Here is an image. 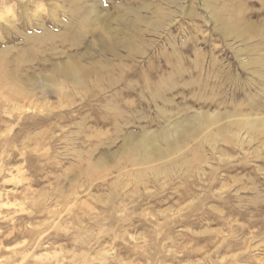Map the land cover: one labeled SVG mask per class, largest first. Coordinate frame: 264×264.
<instances>
[{"label":"rangeland","instance_id":"rangeland-1","mask_svg":"<svg viewBox=\"0 0 264 264\" xmlns=\"http://www.w3.org/2000/svg\"><path fill=\"white\" fill-rule=\"evenodd\" d=\"M2 1L0 264H264V0Z\"/></svg>","mask_w":264,"mask_h":264},{"label":"bare ground","instance_id":"bare-ground-1","mask_svg":"<svg viewBox=\"0 0 264 264\" xmlns=\"http://www.w3.org/2000/svg\"><path fill=\"white\" fill-rule=\"evenodd\" d=\"M18 3H20L21 1H27L28 2V4H34L33 3V1H31V0H16ZM0 3L1 4H3V1L2 0H0ZM26 12H27V14H25V16H24V20H27V21H29V20H31V19H36V20H39V21H36L38 24H34V23H28L27 22V30H31V31H36V30H38V29H41L42 31H43V33H44V36H46L47 37V39H48V41H49V43H50V45L51 46H54L53 47V49L52 50H56V48H57V44L55 43V44H53V42L54 41H56L57 39H58V36H56V35H54V34H52L51 33V31L50 30H48V28H47V25H46V21H45V18H43V16L42 15H40V16H37V13H40L39 11H34V13L33 14H30V12L28 11V9L26 10ZM2 14H0V16H1ZM32 16V17H31ZM1 18H2V16H1ZM3 19V18H2ZM244 20V19H243ZM35 21V20H34ZM245 21V20H244ZM9 22V25H13L14 26V29H16V30H18L17 28H16V25H17V21H15L14 20V22H11V21H8ZM32 22V21H31ZM241 22V21H240ZM244 23V22H243ZM241 24V23H240ZM245 24V23H244ZM24 26V25H23ZM245 26V25H244ZM243 26V27H244ZM248 26H249V24H248ZM245 28V27H244ZM254 28V27H253ZM25 30V29H24ZM242 30H244L243 28H242ZM249 31V30H248ZM253 31V30H252ZM246 33V32H245ZM244 35V34H243ZM28 37V39H31L30 38V36H27ZM41 42H46L45 40H41ZM111 47L113 48V46L111 45ZM109 49H110V47H109ZM109 52H113V51H111V50H108ZM59 55L61 54V50L59 51V53H58ZM45 61V60H44ZM51 74L53 75V76H51V78H47V81H48V84L50 83V85L54 88V87H62V86H64V81H66V80H70L71 82H73V83H75V84H80V83H82L83 82V80H84V78H86L88 75H87V70H86V68L85 67H83V66H81V65H79L78 63H76V62H73V59H70V60H68L67 61V63H62V64H58V65H54V67L51 69ZM66 74H68L69 76H70V78H67L66 77ZM2 78V77H1ZM88 78V77H87ZM64 80V81H63ZM95 80H96V82H101V79L99 78V77H97V75L95 76ZM109 84H111V85H114L115 84V81H111ZM60 90V92H61V89H59ZM31 97L29 96V95H23L22 94V96H19V97H14L13 98V101H16V102H14V104L15 105H17V104H19V103H21V102H23V100L24 101H29V99H30ZM26 105V104H25ZM199 116V115H198ZM202 118V117H201ZM208 119V118H207ZM207 119H205V120H207ZM246 119V118H245ZM210 121H208V122H210L209 123V125H208V123H207V127H205V129L203 130H201V128L202 127H200L199 126V124L197 125V124H194V125H191L192 123H189L188 125H185V126H180L179 127V124H176L177 125V128H173L172 130V132L170 133V135L168 134V135H166L165 137H163V136H160V139H162L163 141H166V139H168L167 137L168 136H174V138L177 140V143H176V145H178L181 141H182V139H183V135H184V133H185V135H187V134H189V135H191L192 136V140H195L198 136H199V133L201 132V131H205V134L204 135H207L208 133H210L209 132V128H212V127H214V129L216 130V132H221L224 128H225V126L226 125H235L236 127H238V128H243L244 129V127H246V126H249V127H251V129H252V132H254L253 131V128H259V127H263L264 128V122H262V120H261V123H258V121L257 122H252L251 121V123H248L247 124V122H245V121H242V120H240V121H236V120H232V121H228V122H219V121H215V123H213L212 121H211V119H209ZM212 122V123H211ZM205 123H206V121H205ZM176 127V126H175ZM243 129H240V130H243ZM250 129V128H249ZM260 129V128H259ZM256 130V129H255ZM263 130V129H262ZM251 131V130H250ZM248 132H249V130H248ZM247 132V133H248ZM262 132H264V131H262ZM261 134V133H260ZM259 134V135H260ZM246 135H248V134H246ZM144 136V135H143ZM235 136V135H234ZM237 136V135H236ZM153 137V136H152ZM156 137V136H155ZM149 138V137H148ZM201 138V137H200ZM205 138V137H204ZM150 139V138H149ZM189 139H190V137H189ZM237 139H238V141L239 140H241V136H240V134H239V136H237ZM257 139V138H256ZM170 140V139H169ZM255 140V139H254ZM257 141V140H256ZM128 142V141H127ZM130 142H132L133 143V141L131 140ZM134 142H136V141H134ZM172 142V141H171ZM176 142V141H175ZM174 142V143H175ZM185 142V141H184ZM173 143V142H172ZM129 144H131V143H129ZM126 146L128 145V144H125ZM183 145V144H182ZM169 145H168V143H167V147H168ZM175 146V145H174ZM137 147H139V146H137ZM178 147V150H180L179 149V146H177ZM195 147H198L199 148V146H195ZM176 148V147H175ZM212 148V147H211ZM130 149V148H129ZM136 148L135 147H133L132 148V150H135ZM155 148H151L150 149V154H153V155H157L159 158H157V159H155V158H151V157H147V162H157V160H160V159H167L166 157H165V155H167L166 154V152L164 151H162V150H160V149H155ZM192 149H193V147H192ZM169 150V149H168ZM199 150V149H198ZM196 151V150H195ZM200 151V150H199ZM132 152V151H131ZM177 153V152H176ZM195 153V152H194ZM182 154V153H181ZM176 155V154H175ZM180 155V154H179ZM194 156H195V154H193ZM142 156V155H141ZM196 156H198V155H196ZM144 157V156H143ZM171 157V156H170ZM178 158H179V156H178ZM169 159V158H168ZM166 161V160H165ZM146 162V163H147ZM139 164V163H138ZM151 164V163H150ZM143 165V164H142ZM148 165V164H147ZM165 165V164H164ZM163 165V166H164ZM201 166V165H200ZM205 166V165H204ZM207 166V165H206ZM217 169V168H216ZM229 169V168H228ZM214 170V169H213ZM214 172V171H213ZM215 173V172H214ZM202 174V173H201ZM211 176H212V174H211ZM201 178V177H200ZM212 178V177H211ZM230 180H232V179H230ZM236 182V181H235ZM221 183V182H220ZM224 183H222V185H223ZM225 187V186H224ZM220 188V187H219ZM223 188V187H222ZM226 188V187H225ZM228 190H229V188H227ZM221 190V189H220ZM219 190V191H220ZM227 190V191H228ZM212 192V191H211ZM221 192H223L222 190H221ZM229 192V191H228ZM215 194V193H214ZM212 195V194H211ZM216 195V194H215ZM210 196V195H209ZM228 202H226V204H227ZM229 212V211H228ZM216 214H218L217 212H216ZM222 228H223V226H221ZM212 231V230H211ZM210 231V232H211ZM219 232V231H218ZM246 232H248L249 233V235H250V241H249V245L251 244V242L252 241H254L255 239H256V233H250L249 231H247L246 230ZM207 233V232H206ZM211 234V233H210ZM249 238V237H248ZM248 241V240H247ZM205 242V241H204ZM230 247H232V246H230ZM238 248V247H237ZM231 250H233V249H231ZM239 250V249H238ZM193 253H194V251H193ZM201 253H203V252H201ZM198 254V253H197ZM243 254V253H242ZM204 256V255H203ZM240 256V255H239ZM239 256H237V257H239ZM189 257H190V254H189ZM188 257V258H189ZM246 260H247V258H246ZM264 260V259H263ZM249 261V260H248ZM190 262V261H189ZM251 262H252V260H251ZM250 262V263H251ZM254 262H256V261H254Z\"/></svg>","mask_w":264,"mask_h":264}]
</instances>
